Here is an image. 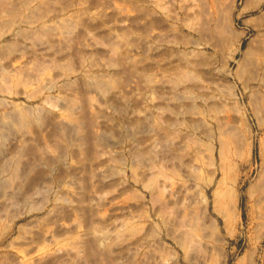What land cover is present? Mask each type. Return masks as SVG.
Segmentation results:
<instances>
[{"label":"rangeland","instance_id":"374dc122","mask_svg":"<svg viewBox=\"0 0 264 264\" xmlns=\"http://www.w3.org/2000/svg\"><path fill=\"white\" fill-rule=\"evenodd\" d=\"M0 264H264V0H0Z\"/></svg>","mask_w":264,"mask_h":264}]
</instances>
